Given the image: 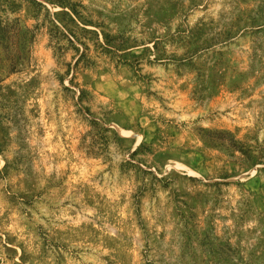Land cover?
I'll use <instances>...</instances> for the list:
<instances>
[{
  "label": "rangeland",
  "instance_id": "374dc122",
  "mask_svg": "<svg viewBox=\"0 0 264 264\" xmlns=\"http://www.w3.org/2000/svg\"><path fill=\"white\" fill-rule=\"evenodd\" d=\"M0 264H264V0H0Z\"/></svg>",
  "mask_w": 264,
  "mask_h": 264
}]
</instances>
